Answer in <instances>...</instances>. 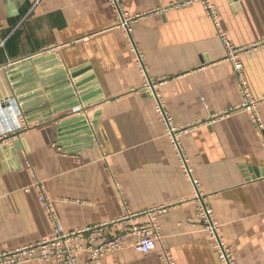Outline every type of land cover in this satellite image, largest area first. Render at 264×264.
I'll return each mask as SVG.
<instances>
[{"label":"crops","instance_id":"crops-1","mask_svg":"<svg viewBox=\"0 0 264 264\" xmlns=\"http://www.w3.org/2000/svg\"><path fill=\"white\" fill-rule=\"evenodd\" d=\"M212 1L219 30L246 49L241 74L199 0H121L138 16L130 33L111 0H0V254L53 236L37 192L25 191L37 180L67 233L107 225L115 234L153 217L124 221L128 213L166 208L154 217L176 264H227L194 223L199 191L235 263L264 264V131L242 108L245 83L264 126V0ZM68 80L84 83L87 100L69 92L46 109L35 103L22 131V103L42 98L19 99L61 92ZM148 81L183 131L190 173ZM163 256L160 244L143 254L130 241L94 264H166ZM79 260L91 264L85 251Z\"/></svg>","mask_w":264,"mask_h":264},{"label":"built area","instance_id":"built-area-1","mask_svg":"<svg viewBox=\"0 0 264 264\" xmlns=\"http://www.w3.org/2000/svg\"><path fill=\"white\" fill-rule=\"evenodd\" d=\"M199 1H201L206 14L214 21V24L219 30L220 16L218 10L213 4V1ZM111 2L118 13L119 26L124 27L126 31L130 33L132 24L137 20L138 16H131L129 13L124 11L121 5V0H111ZM219 37L227 50L226 59L234 63V68L239 74H241L243 66L239 55L245 52L246 49H239L235 47L227 39L225 33L220 30ZM140 64L141 67L145 69L143 60L141 58ZM156 88L157 84L152 81H148V83H146L144 86V90L147 93L156 97V112L162 121H164L168 135L177 150L182 165L186 171L190 173L180 142V135L183 133V131L175 127L173 119L166 113L162 99L158 96ZM242 90L244 97L242 108L251 113L254 125L260 130L264 131L258 104L248 92L245 83H242ZM20 119L22 122V131H27L29 129V125L25 124L27 119L23 112L20 114ZM32 190L37 192L39 201L41 202L43 209L51 222L54 234L50 239L35 243L33 245L21 247L8 253L0 254V264H24L33 261L56 262L58 264H81L79 255L84 251L89 254L91 264H94L99 262L106 255L124 249L126 244L130 241L132 242V247L137 252L143 254L152 252L154 249H156L157 245L160 244L164 251L163 259L166 261V264H176L175 260L169 254L166 248L161 227L154 217L157 212L163 211L166 208L153 209L142 213L141 215H133L128 213L124 218V221H130V219L138 218L143 215H150L153 217L149 223L145 224H135L131 222L126 226L125 229L120 230L115 234H107L104 232V228L107 225L89 227L81 231L67 233L61 226L53 201L50 199L44 183L35 180L32 186L25 189L27 193L31 192ZM197 199L200 202V207L194 223L202 226L208 233L215 253L224 262L227 264H236L232 258L230 248L223 241L221 226L214 218V213L211 206L207 202V197L203 196L198 191ZM83 241H87V246L83 245Z\"/></svg>","mask_w":264,"mask_h":264},{"label":"water","instance_id":"water-1","mask_svg":"<svg viewBox=\"0 0 264 264\" xmlns=\"http://www.w3.org/2000/svg\"><path fill=\"white\" fill-rule=\"evenodd\" d=\"M83 72V71H82ZM82 72H78V73H73V74H71V78L72 79H76L78 76H80L81 74H82ZM67 85V84H70V87H68L66 90H63V91H61V92H58V93H50V91L51 90H53L55 87H45V88H43V89H41L40 91H36V92H34L36 89H38L39 90V88L41 87V85H39V86H36V87H32V90L31 91H33L34 93L32 94V95H28V96H26L24 99L23 98H21V99H19V101H21L20 103H22V102H24L25 100H27V99H30V98H32V97H34V96H40L42 99H38L36 102H29L28 103V101L27 102H25V103H22V109H24V110H26L25 112H24V115L26 116V117H28V116H30L32 113H34L35 112V109H28V107H30L31 105H34L35 103H42V102H45L46 101V103H43V104H45V105H41L42 107H40V109H46V108H48L49 106H50V104H48L47 103V100L48 101H50V100H52V99H54V98H56L57 96H60L61 94H67V93H69V92H73V98H77V95H78V97H80V99L82 100V102L83 101H86L87 99H86V97H85V92L83 91V89H82V86L84 85V83H79V82H77V83H75L74 85H71V81L70 80H68V81H66V82H64V83H62L61 85ZM75 90H77V92L75 93ZM14 97V96H13ZM69 98V97H68ZM79 103V101L77 100L76 101V103L74 104V105H77ZM52 105H55L54 103L52 104ZM69 107V106H68ZM67 106L65 107V108H61V110H64V109H66V108H68ZM53 111V110H52ZM55 112V111H54ZM51 119H47L46 121H50ZM28 121H34L33 119H28ZM77 121H80V119L79 120H77ZM73 122L74 121H71V122H67V123H63V124H61L60 125V132L62 133L63 131H64V129H66V127L67 126H69V125H72L73 124ZM96 121H94V122H92V125H93V127L94 128H96ZM61 142V141H60ZM61 144H63V143H61Z\"/></svg>","mask_w":264,"mask_h":264}]
</instances>
